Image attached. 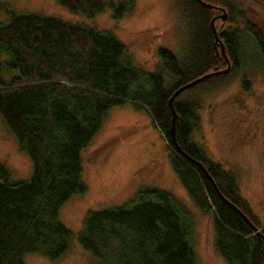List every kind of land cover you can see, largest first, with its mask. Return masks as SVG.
<instances>
[{
	"label": "trees",
	"instance_id": "trees-1",
	"mask_svg": "<svg viewBox=\"0 0 264 264\" xmlns=\"http://www.w3.org/2000/svg\"><path fill=\"white\" fill-rule=\"evenodd\" d=\"M55 1L86 18L110 9L117 20L133 10V0ZM202 1L229 9L230 21L238 15H233L228 0ZM183 7L195 30V67L182 66L161 48L159 67L151 73L130 65L124 46L109 32L35 14L12 15L0 24V119L32 164L29 179L17 182L0 165V264H25L30 254L55 262L69 252L73 237L60 221L59 210L69 197L86 191L81 151L99 131L107 111L126 103L145 110L153 120L191 202L213 212L214 248L221 259L226 264H264V224L239 199L234 177L191 141L198 127V103L178 101L190 88L173 101L174 140L180 152L173 146L171 94L226 67L209 27L215 11L196 0H183ZM246 29L264 64V39ZM217 35L230 69L236 70L238 35L234 30ZM199 164L258 234L220 199ZM76 241L96 264H194L187 211L172 195L154 188L140 189L124 206L88 212Z\"/></svg>",
	"mask_w": 264,
	"mask_h": 264
},
{
	"label": "rangeland",
	"instance_id": "rangeland-1",
	"mask_svg": "<svg viewBox=\"0 0 264 264\" xmlns=\"http://www.w3.org/2000/svg\"><path fill=\"white\" fill-rule=\"evenodd\" d=\"M228 1L233 15H238L231 17L232 23L226 17L224 22L215 21L214 26L217 33L234 30L238 35L237 69L229 68L226 74L201 81L178 101L198 103V127L191 141L211 163L234 177L239 199L264 224V64L252 33L246 29L252 28L264 39V0ZM24 14L109 32L124 46L130 65L142 73L158 69L157 52L161 48L171 52L182 66L195 67L191 62L195 30L184 13L183 0H133L132 12L117 20L110 9L86 18L69 13L55 0H0V24L7 23L12 15ZM169 157L145 110L129 103L110 108L99 131L81 151L86 191L69 197L59 210L60 221L73 237L69 252L55 262L30 254L25 256V264H96L76 241L82 219L88 212L124 206L142 188L169 193L187 211L194 264H226L214 248L213 212L201 211L191 202ZM0 165L12 182L26 181L31 175L29 157L1 119Z\"/></svg>",
	"mask_w": 264,
	"mask_h": 264
},
{
	"label": "water",
	"instance_id": "water-1",
	"mask_svg": "<svg viewBox=\"0 0 264 264\" xmlns=\"http://www.w3.org/2000/svg\"><path fill=\"white\" fill-rule=\"evenodd\" d=\"M200 5L204 6V7H207V8H216V6H213V5H210L208 3H205L204 1L202 0H196ZM220 11H221V14L219 15L221 21H225L227 15H226V11L223 9V8H219ZM209 27L211 29V32H212V35H213V43L215 45V47L218 45L219 48H220V53H221V56L223 57L225 63H226V68L224 70H220V71H216V72H211V73H207V74H204L200 77H198L197 79H194L190 82H187L185 84H183L181 87H179L178 89H176L172 94L171 96L169 97L168 99V107L170 109V112H171V135H172V141H173V146L174 148L176 149V151L180 152V149L178 147V145L176 144L175 140H174V123H175V120H176V112H175V109L173 107V101L175 99V97L183 90H186L188 88H192L193 86L197 85L198 83H200L201 81L213 76V75H220V74H226L228 71H229V68H230V63H229V60L225 54V51H224V46L221 42V40L219 39L217 33H216V30H215V27H214V19H212L209 23ZM200 168L203 170L204 174L208 177L210 183L213 185V187L215 188L217 194L219 195L220 199L226 204L228 205L237 215H239L243 221L245 223H247L250 228L252 229V231L256 232L257 234L259 233L258 232V229L252 225V223L248 220L247 216L232 202H230L229 200H227L224 196H222L220 194V192L217 190L213 180L210 178V176L208 175V173L205 171V169L202 167L201 164H199Z\"/></svg>",
	"mask_w": 264,
	"mask_h": 264
},
{
	"label": "flooded vegetation",
	"instance_id": "flooded-vegetation-1",
	"mask_svg": "<svg viewBox=\"0 0 264 264\" xmlns=\"http://www.w3.org/2000/svg\"><path fill=\"white\" fill-rule=\"evenodd\" d=\"M219 8H223V9L226 11V13H227L226 8H224V7H222V6H216V8H212V9L215 11V14L211 17V18H215L214 21L219 20V18L217 17V16H219L220 13H221V11H220ZM216 17H217V18H216ZM227 18H228V13H227ZM225 20H226V19H225ZM219 21H220V20H219ZM223 22H224V21H223ZM214 23H215V22H214ZM229 63H230V61H229ZM230 66H231V63H230Z\"/></svg>",
	"mask_w": 264,
	"mask_h": 264
},
{
	"label": "bare ground",
	"instance_id": "bare-ground-1",
	"mask_svg": "<svg viewBox=\"0 0 264 264\" xmlns=\"http://www.w3.org/2000/svg\"><path fill=\"white\" fill-rule=\"evenodd\" d=\"M197 3H198V2H197ZM216 18H217V17H216ZM218 18H219V20L221 21V19H220V17H219V16H218ZM212 19H214V20H215V18H212ZM212 19H211V20H212ZM211 20H210V21H211ZM214 27H215V26H214ZM216 33H217V32H216ZM227 73H228V72H227ZM188 89H189V88H188ZM186 90H187V89H186ZM183 91H184V90H183ZM183 91H181V92H183ZM181 92H180V93H181ZM180 93H179V94H180Z\"/></svg>",
	"mask_w": 264,
	"mask_h": 264
}]
</instances>
